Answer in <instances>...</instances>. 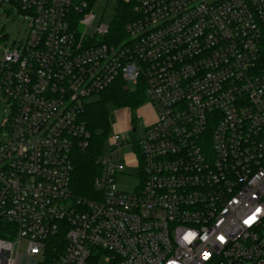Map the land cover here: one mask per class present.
Here are the masks:
<instances>
[{"label":"built area","instance_id":"obj_1","mask_svg":"<svg viewBox=\"0 0 264 264\" xmlns=\"http://www.w3.org/2000/svg\"><path fill=\"white\" fill-rule=\"evenodd\" d=\"M131 1L103 42L91 0H0L24 25L0 33V264H264V0ZM115 83L152 118L108 134L78 197L82 114Z\"/></svg>","mask_w":264,"mask_h":264},{"label":"trees","instance_id":"obj_2","mask_svg":"<svg viewBox=\"0 0 264 264\" xmlns=\"http://www.w3.org/2000/svg\"><path fill=\"white\" fill-rule=\"evenodd\" d=\"M94 1L91 0L90 2L91 7ZM132 9L133 1H117L115 16L109 26V33L103 42H115L124 38V28L132 18ZM144 101L143 88L139 87L131 92L125 90L122 84L115 83L107 91L100 94L96 101L86 106L82 120L86 129L91 133V145L85 151L74 152L71 186L76 196L90 198V194L94 191L93 180L101 170L96 164V158L101 153L104 140L110 132L108 107H128L134 110L141 106Z\"/></svg>","mask_w":264,"mask_h":264},{"label":"rangeland","instance_id":"obj_3","mask_svg":"<svg viewBox=\"0 0 264 264\" xmlns=\"http://www.w3.org/2000/svg\"><path fill=\"white\" fill-rule=\"evenodd\" d=\"M118 0H95L92 6V14L94 15V20L91 24L92 29H96L99 26L109 27L113 18L115 16V8ZM24 25L21 24L20 18L16 15L10 17H4L0 15V33L8 36V40L5 41L7 45H11L15 40H18L23 33ZM3 41L0 42V58L1 52L3 50ZM131 88V86H130ZM145 103V101H144ZM143 103V104H144ZM143 104L138 108L132 110L128 107L115 108L109 106V126L110 134L114 132H120L126 138H130L131 134L129 129L136 126V133L134 136H141L145 121L148 116L151 115L149 109L144 108ZM10 113L9 105L5 103L0 95V128L4 124ZM135 118V123H132V119ZM109 152L108 143L105 142L103 146V155L107 156ZM137 179L134 177L120 176L117 179L118 186L125 191H132L133 187L137 185ZM25 243L23 242L20 251L23 252Z\"/></svg>","mask_w":264,"mask_h":264},{"label":"snow or ice","instance_id":"obj_4","mask_svg":"<svg viewBox=\"0 0 264 264\" xmlns=\"http://www.w3.org/2000/svg\"><path fill=\"white\" fill-rule=\"evenodd\" d=\"M254 219H255V217H252L248 221H246V223H251L252 220H254ZM191 238H192L191 234H189L188 236L185 237L186 240H190Z\"/></svg>","mask_w":264,"mask_h":264},{"label":"flooded vegetation","instance_id":"obj_5","mask_svg":"<svg viewBox=\"0 0 264 264\" xmlns=\"http://www.w3.org/2000/svg\"><path fill=\"white\" fill-rule=\"evenodd\" d=\"M152 118V115L148 116V118L146 119V121H150Z\"/></svg>","mask_w":264,"mask_h":264}]
</instances>
